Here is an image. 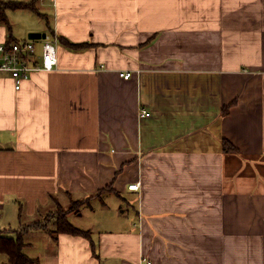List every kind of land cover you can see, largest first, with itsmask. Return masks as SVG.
Listing matches in <instances>:
<instances>
[{
	"label": "crops",
	"instance_id": "crops-1",
	"mask_svg": "<svg viewBox=\"0 0 264 264\" xmlns=\"http://www.w3.org/2000/svg\"><path fill=\"white\" fill-rule=\"evenodd\" d=\"M3 1L37 12L7 10L0 43L57 35L59 60L0 73V231L47 225L34 264H264V0ZM86 199L67 218L91 239L53 236Z\"/></svg>",
	"mask_w": 264,
	"mask_h": 264
},
{
	"label": "built area",
	"instance_id": "built-area-1",
	"mask_svg": "<svg viewBox=\"0 0 264 264\" xmlns=\"http://www.w3.org/2000/svg\"><path fill=\"white\" fill-rule=\"evenodd\" d=\"M57 35H51L43 40L41 54L37 53L35 40L9 41L0 43V73L9 74L15 82L16 90L21 89L22 83L28 80L35 71H52L58 66ZM124 79L132 76L131 72L120 73ZM150 112L142 109L141 117H147ZM140 183L130 185L129 189L139 190ZM1 208V204H0ZM140 264H153L143 258Z\"/></svg>",
	"mask_w": 264,
	"mask_h": 264
},
{
	"label": "trees",
	"instance_id": "trees-1",
	"mask_svg": "<svg viewBox=\"0 0 264 264\" xmlns=\"http://www.w3.org/2000/svg\"><path fill=\"white\" fill-rule=\"evenodd\" d=\"M9 9L17 10V9H29L34 12H37L35 2H4L0 0V21L7 22L6 11ZM60 42L65 43L66 46L72 49L81 50L86 49L90 46L88 43H72L66 39L60 37ZM223 149L225 152H235L238 151V148L232 144L229 140L223 139ZM103 192H99L97 196H101ZM95 197V196H94ZM88 199L84 201H79V203L75 202L74 207L61 210L60 212H56L53 214L56 218L55 220V230H51L50 233L55 236L60 233H69L72 235L82 236L85 238L91 239V233L89 231L82 230L74 226L67 218L68 214L76 210V205H84ZM50 218H48L49 222ZM47 228L48 226L41 223L35 222L28 227H23L21 230H2L0 231V252L4 253L9 258V264H34L35 261L31 259L28 255L25 254L24 248L25 243L23 241V236L27 232L29 228L41 229ZM13 231V233H12ZM15 232V235H14Z\"/></svg>",
	"mask_w": 264,
	"mask_h": 264
},
{
	"label": "rangeland",
	"instance_id": "rangeland-1",
	"mask_svg": "<svg viewBox=\"0 0 264 264\" xmlns=\"http://www.w3.org/2000/svg\"><path fill=\"white\" fill-rule=\"evenodd\" d=\"M3 1V0H2ZM5 2V1H4ZM21 32H22V35H21V37H18L19 39V41H24V40H28L29 38V33H24V29H19ZM40 42V41H39ZM39 42H37L36 44V47H37V50H40V49H42V43H41V45L39 44ZM77 203H79V202H77ZM74 204H75V202H73V203H70V206L68 207V208H65V207H59V209H58V212H60L61 210H67V209H70V208H72V207H74ZM123 204V203H122ZM69 205V204H68ZM76 210L78 211L79 209H81V208H83V205H76ZM87 211V208H86V210H85V212ZM57 212V213H58ZM53 214H55V213H53ZM52 214V215H53ZM87 215H89V214H87ZM86 215V216H87ZM51 216V215H50ZM85 216V217H86ZM50 218V217H49ZM75 219H77V221H74V224H76L77 226H80V227H83V226H81V225H84V223H85V220H83V219H81V220H79L78 218H73V220H75ZM50 221V220H49ZM83 228H85V227H83Z\"/></svg>",
	"mask_w": 264,
	"mask_h": 264
},
{
	"label": "water",
	"instance_id": "water-1",
	"mask_svg": "<svg viewBox=\"0 0 264 264\" xmlns=\"http://www.w3.org/2000/svg\"><path fill=\"white\" fill-rule=\"evenodd\" d=\"M42 35L40 33H31L29 38L32 40L39 39ZM45 37V34L43 35Z\"/></svg>",
	"mask_w": 264,
	"mask_h": 264
}]
</instances>
